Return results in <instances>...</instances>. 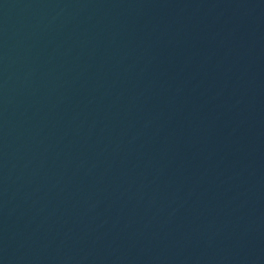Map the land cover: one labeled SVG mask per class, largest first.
Instances as JSON below:
<instances>
[{
    "label": "water",
    "instance_id": "1",
    "mask_svg": "<svg viewBox=\"0 0 264 264\" xmlns=\"http://www.w3.org/2000/svg\"><path fill=\"white\" fill-rule=\"evenodd\" d=\"M0 264H264V0H0Z\"/></svg>",
    "mask_w": 264,
    "mask_h": 264
}]
</instances>
